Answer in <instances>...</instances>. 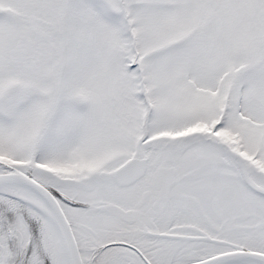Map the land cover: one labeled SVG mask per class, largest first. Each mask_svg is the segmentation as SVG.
<instances>
[{"label":"snow or ice","instance_id":"obj_1","mask_svg":"<svg viewBox=\"0 0 264 264\" xmlns=\"http://www.w3.org/2000/svg\"><path fill=\"white\" fill-rule=\"evenodd\" d=\"M0 264H264V0H0Z\"/></svg>","mask_w":264,"mask_h":264}]
</instances>
